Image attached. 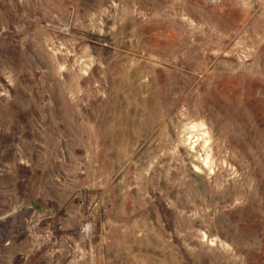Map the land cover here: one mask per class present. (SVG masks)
<instances>
[{
    "label": "rangeland",
    "instance_id": "374dc122",
    "mask_svg": "<svg viewBox=\"0 0 264 264\" xmlns=\"http://www.w3.org/2000/svg\"><path fill=\"white\" fill-rule=\"evenodd\" d=\"M0 264H264V0H0Z\"/></svg>",
    "mask_w": 264,
    "mask_h": 264
},
{
    "label": "bare ground",
    "instance_id": "6f19581e",
    "mask_svg": "<svg viewBox=\"0 0 264 264\" xmlns=\"http://www.w3.org/2000/svg\"><path fill=\"white\" fill-rule=\"evenodd\" d=\"M88 229V228H87Z\"/></svg>",
    "mask_w": 264,
    "mask_h": 264
}]
</instances>
